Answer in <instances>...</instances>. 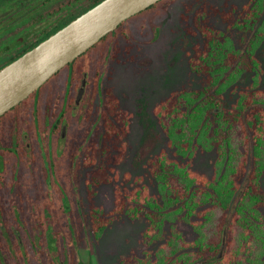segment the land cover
Masks as SVG:
<instances>
[{
    "label": "trees",
    "instance_id": "obj_1",
    "mask_svg": "<svg viewBox=\"0 0 264 264\" xmlns=\"http://www.w3.org/2000/svg\"><path fill=\"white\" fill-rule=\"evenodd\" d=\"M259 9H250L244 22L231 26L245 32L258 20ZM193 25L202 40L193 46L188 63L190 70L201 77V86L173 91L153 111L173 153L183 157H191L196 149L213 153L215 175L207 178L165 152H159L147 161L158 198L146 192L139 196L137 189L133 192L122 184L114 190L115 206L110 213H104L92 202L93 187L112 181L110 171L124 158L126 148L122 136L128 129L127 112L119 106L111 88H107L99 114L102 131L97 128L90 135L86 148L85 162L91 167L86 176L90 230L98 238L111 223L113 214L126 212L135 217L142 212L148 220L143 232V236L150 237L147 243L159 237L165 225L170 229L158 247L156 258L147 264H261L264 255L261 212L264 208V86L253 79L237 92L234 87L242 75L256 72L255 50L264 33H258L256 39L243 47L242 38L238 46L223 39L219 30L206 22L203 13L194 17ZM228 88L234 96L226 104ZM176 220L189 226L195 236L186 238L184 231L176 227ZM224 228H227L226 247L216 259ZM120 264L134 263L125 259Z\"/></svg>",
    "mask_w": 264,
    "mask_h": 264
},
{
    "label": "flooded vegetation",
    "instance_id": "obj_2",
    "mask_svg": "<svg viewBox=\"0 0 264 264\" xmlns=\"http://www.w3.org/2000/svg\"><path fill=\"white\" fill-rule=\"evenodd\" d=\"M99 1L0 0V68ZM256 1L253 9L262 5L260 15L264 0ZM115 29L92 48L98 59L90 75L81 57L75 58L0 114V264L81 263L75 247L84 239L79 236L84 212L72 192L80 186L88 192L86 176L91 167L85 162L86 148L90 135L99 128L94 126L86 138L79 136L84 129L81 117L88 118L92 112L102 64L108 56L115 57L112 50H118L121 39H131L129 27L121 24ZM99 161L100 154L94 166ZM88 222L90 227V208ZM72 223L76 236L71 231L69 236H60V230H69ZM58 224L61 228H56Z\"/></svg>",
    "mask_w": 264,
    "mask_h": 264
},
{
    "label": "rangeland",
    "instance_id": "obj_3",
    "mask_svg": "<svg viewBox=\"0 0 264 264\" xmlns=\"http://www.w3.org/2000/svg\"><path fill=\"white\" fill-rule=\"evenodd\" d=\"M256 2V0H162L124 20L122 27L130 28L131 39H121L118 50H112L115 57L108 56L106 62L102 64L100 87L92 97V112L88 118L81 117L84 129L79 135L86 138L96 125L99 131H102L99 118L101 93L105 87H110L119 100V106L128 114V129L122 136L126 148L124 158L110 171L112 181L97 186L92 197V202L104 213H110L115 206L114 190L116 186L122 184L130 191L134 192L137 189L139 196L146 192L158 198L156 183L149 175L147 161L159 152H165L168 157L207 178L215 175L213 153L200 149H196L191 157L173 153V148L168 145L167 137L158 123L153 108L173 91L196 89L201 86V77L190 70L188 63L193 46L202 40L201 34L193 25L194 17L203 13L206 22L219 30L223 39L233 45H239L242 38L241 45L244 47L261 32L264 33V11L256 23L245 32L237 27H231V24L240 25L244 22L248 11L256 6ZM143 17L146 21L141 23ZM255 56L258 61L256 72L242 75L235 83V92L253 79L257 80L259 86H264V39L258 44ZM97 59L93 49L81 56L80 60L84 61L89 75L97 68L95 65ZM226 91L225 103L229 104L234 94H230L229 88ZM90 98V95L85 98L81 108L82 116H85ZM262 183L264 184V178ZM86 195L81 186L72 192L75 201L78 199L82 202L79 208L84 212V226L79 232V236H84V239L75 247L79 263L93 260V264H120L122 260L127 259L134 264H147L146 262L156 258L159 245L170 234L167 225L159 237L147 243L146 240L150 237L143 236V232L148 220L142 212L135 217L121 212L113 214L111 223L95 239L89 227V201ZM261 212L264 219V208ZM176 227L184 231L186 238L195 236V232L181 220H176ZM56 228L61 227L58 224ZM224 230L227 235V228ZM60 231V236H69L70 231L76 236L73 223L69 230ZM261 264H264V255Z\"/></svg>",
    "mask_w": 264,
    "mask_h": 264
},
{
    "label": "water",
    "instance_id": "obj_4",
    "mask_svg": "<svg viewBox=\"0 0 264 264\" xmlns=\"http://www.w3.org/2000/svg\"><path fill=\"white\" fill-rule=\"evenodd\" d=\"M157 1L159 0H100L0 68V114L39 88L64 65L83 54L124 20ZM225 235L226 230L223 231L216 259L223 254ZM200 263L202 262L193 264Z\"/></svg>",
    "mask_w": 264,
    "mask_h": 264
}]
</instances>
